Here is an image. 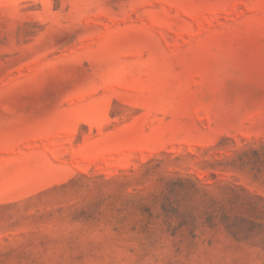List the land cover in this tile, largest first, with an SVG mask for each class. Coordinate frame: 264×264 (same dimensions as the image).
<instances>
[{"label":"rangeland","instance_id":"374dc122","mask_svg":"<svg viewBox=\"0 0 264 264\" xmlns=\"http://www.w3.org/2000/svg\"><path fill=\"white\" fill-rule=\"evenodd\" d=\"M0 264H264V0H0Z\"/></svg>","mask_w":264,"mask_h":264}]
</instances>
